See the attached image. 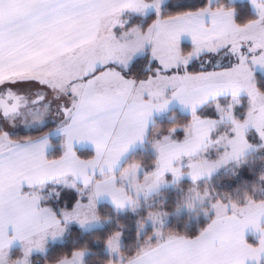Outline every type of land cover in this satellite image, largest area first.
<instances>
[{
  "label": "snow or ice",
  "instance_id": "snow-or-ice-1",
  "mask_svg": "<svg viewBox=\"0 0 264 264\" xmlns=\"http://www.w3.org/2000/svg\"><path fill=\"white\" fill-rule=\"evenodd\" d=\"M250 2L256 17L238 24L233 9L210 8L207 4L162 17V0H0V87L32 81L67 99L60 107L63 120L58 131L63 140L61 155L56 159L45 155L47 140L20 144L0 129V248L13 239L31 242L33 235L62 231L61 218L81 224L98 219L95 200L101 196L109 197L118 208L130 202L116 185L113 170L131 145L143 142L153 112L165 110L172 101L188 109L191 119L183 128L181 142L170 138L176 131L173 126L169 136L154 143L155 169L144 176L148 188H155L166 172L179 179L181 169L173 163L182 158L189 160L188 175L194 182L237 159L248 147V125L264 139V91L256 87L250 70V65L264 69V0ZM148 9L153 10L155 18L145 29L117 33L121 15L143 14ZM181 35L191 39L197 55L228 48L237 62L221 72L189 73L192 56L183 55L179 48ZM146 46L157 67L154 75L137 81L127 75L128 66ZM27 57L34 59L22 64ZM241 93L250 100L243 122L233 115L232 105L227 111L216 105L219 121H230L235 134L226 140V151L215 161L193 160L213 142L210 133L217 125V120L201 118L198 108L210 98L230 94L236 100ZM20 102L21 97L9 90L0 97V115L7 118L15 114ZM81 142L93 146L88 159L80 158L73 149L74 143ZM68 176L78 178L90 193L86 203L77 199L59 216L50 206L41 204V192L23 191L25 187L42 191L48 183ZM211 207L216 209L215 214L196 237H168L145 255L153 257L154 264H168L159 258V250L167 244L200 247L218 240L233 252L219 255L210 264H258L264 255V227L259 225L264 203L249 202L243 207L233 203L231 213L228 204L220 200ZM153 219L158 221L159 217ZM248 229L259 232L255 246L244 239Z\"/></svg>",
  "mask_w": 264,
  "mask_h": 264
},
{
  "label": "trees",
  "instance_id": "trees-1",
  "mask_svg": "<svg viewBox=\"0 0 264 264\" xmlns=\"http://www.w3.org/2000/svg\"><path fill=\"white\" fill-rule=\"evenodd\" d=\"M206 4L210 8L223 6L224 9H233L234 20L238 24H244L256 17L248 2H231L229 0H215V2H210V0H168L161 7L160 13L162 17H167L195 10ZM154 18V14H149L141 21L139 16L125 14L123 19L127 25L123 28L128 29L141 24L140 29L143 30ZM116 31H120V27ZM179 48L185 56L191 54L193 57L195 53L193 46L186 42L181 43ZM228 52V48L215 54L204 52L196 60L192 59L187 71L196 74L231 67L235 63L231 54L224 61L222 60L224 57L222 53L225 55ZM214 60L220 62L219 66H211ZM156 67V62L150 60L149 54H145L132 61L128 67L127 75L137 81L144 80L155 74ZM253 80L256 87L264 91V75L254 73ZM217 104L222 107L232 105L233 115L241 122L245 120L250 108L249 99L244 95L237 101L223 97L204 105L198 110V115L201 118L218 119ZM190 119V114L181 113L176 109L156 118L148 128L144 148L132 152L126 158L123 166L132 163L139 164L144 171L140 178L153 172L156 161L152 151L153 141L168 136L169 129L173 126L176 127L175 133L172 134L173 139L175 141L182 140L184 137L183 128ZM55 128V124H50L34 131H14L10 137L14 142H24L41 137ZM228 128V126L220 125L217 130L219 132ZM247 139L253 144H258V138L252 131L248 132ZM61 144L60 139L51 140L52 149L47 154L49 159H56L61 155ZM76 154L82 159H88L93 155V152L76 150ZM195 187L198 189L206 187L211 191L212 197L205 206H196L187 201ZM75 188L48 184L43 187L42 191L39 190L43 197L41 204L50 206L59 216L62 209L71 208L77 199L86 203L87 197L80 195L82 187L76 185ZM217 200L228 204L229 207L233 203L238 207L244 206L248 200L255 203L264 202V146L258 147L254 152L229 164L209 178L196 182L184 179L174 186L162 189L155 195L140 200L133 211L128 210L120 213L121 211H117L109 203L97 204L96 216L104 224L102 227L84 231L74 224H66L62 239L48 243L43 253L33 254L29 259V264H59L62 261L70 260L74 254L80 252L84 253L82 264H124L139 256L144 249L154 247L168 237L184 239L196 237L215 214L216 210L211 205ZM157 216L159 217L158 221H154L153 217ZM116 234H120L121 246L118 257H112L107 252V244ZM249 241L254 244L253 240L249 239ZM21 257L22 251L18 248L9 252L10 261H17ZM259 264H264V257Z\"/></svg>",
  "mask_w": 264,
  "mask_h": 264
},
{
  "label": "crops",
  "instance_id": "crops-1",
  "mask_svg": "<svg viewBox=\"0 0 264 264\" xmlns=\"http://www.w3.org/2000/svg\"><path fill=\"white\" fill-rule=\"evenodd\" d=\"M230 1H240V0H230ZM248 1L250 2V0H248ZM253 9H254V7H253ZM205 23H207V17H205ZM120 24H121V22H118L119 26H120ZM119 26L117 28H119ZM133 28H136V27H132V28H129V29H122L121 31H118L117 33L118 34L119 33H128ZM181 42H186V43H189V44L192 45L191 39L188 36H186V35H181L180 36L179 43H181ZM224 49H226V48H221L219 51H222ZM219 51H217V52H219ZM241 51H245V49L241 48ZM145 54H149V56H150V52H149V49H148L147 46L145 47V50L143 52L136 53L133 56L132 61L134 59H136L137 57H140V56L145 55ZM33 59H34V57H27L23 61H21V63L27 65V64H30ZM132 61H131V63H132ZM228 68H230V67H228ZM228 68H224V69H220V70H211V71L209 70V71L201 72V73L221 72V71H223L225 69H228ZM122 69L123 68L121 66V70ZM196 74H198V73H196ZM9 90L12 93H14L16 96L21 97L20 107H19L18 111L15 114H12V115L7 117V119L9 118L12 121L15 120V119L16 120H18V119L25 120L26 117H24V114L22 113L23 110H27V108L30 107V109H34L35 112H36V111H38L37 108L45 106L44 103H46L47 100H50L51 104L53 106L54 102L52 100H54V98H56V97H54V94H56L58 96L62 95V94H60L58 92L52 91L51 89L41 88L38 84H35L32 81H23V82L5 84L4 86L0 87V97L5 96ZM45 90L50 91V96L47 97L44 100L43 97H44ZM242 95H243V93H241L238 98H240ZM223 97H227V98L232 99L230 94H223V95L217 96L215 99H211L210 98L206 103L201 105L198 108V110L201 109L207 103H209L211 101H214V100H216L218 98H223ZM47 109L49 110V108H47ZM172 109H176V110H178L181 113L190 114L188 109L182 107L176 101H172L171 103L168 104V106H167V108L165 110H163L161 112H158V113L157 112H153V114H152V116H151V118H150V120L148 122L147 132H148V128L150 127V125L153 124V122H154V120L156 118L162 117L163 115H165L168 111H170ZM59 110H60V108H58V112L56 113L55 110L53 108H51V110H50L51 115L50 116L51 117L58 116L59 115ZM42 113L44 114V112H42ZM46 113H47V115H49L48 112H46ZM34 115H37V113H35ZM1 117H2V115H1ZM2 118H3V121H6L5 117H2ZM58 118H60V119H57L56 121L54 120L53 122L50 123V124H55L56 125L55 129L51 130L49 133H47V134H45V135H43L41 137L33 139V140H47L48 141V145H47V147L45 149L46 157H47V154L49 153V151L52 149L51 140L52 139H60L61 143H62V140H63V137L60 135V133L58 131V128L60 126H62V124H61V122H62L61 120L63 119L62 114ZM211 120H213V119H211ZM219 123L231 125L230 126V130L228 128L225 131H222L225 134L219 135L216 138V135L220 134L218 132V130H217L218 128H216L217 127V125H216L214 131H212L210 133L213 142L206 149L202 148V150L197 153V157H193L192 158L193 160H195L197 158H200V159H207L209 161H215L226 151V148H225L226 140L233 138L234 135H235L234 131H233V125L228 120H224L222 122L221 121H217V124H219ZM5 124H8V123H5ZM41 128H43V127H37L36 126V127H31L30 129H31V131H34V130H39ZM250 131H252V132L257 134V136L259 138L258 139V144H253L247 139L246 135ZM146 137H147V134L144 137L142 143L137 142V143L131 145L128 148V150L122 155V157L120 158V160L118 162V165L113 170V175L116 177V180H115L116 185L118 187H121L123 189L124 193L128 197H129V195L127 193L128 192L132 193V191L134 189L138 193L151 194L154 191H157V190H159V189H161L163 187H169L170 185L177 184L178 182H180L181 180H184V179L185 180H189L191 182H194L190 178V176L188 175L190 169L187 167V165L189 163V160L187 158H182L178 163L177 162L173 163L174 167L179 166L180 169H181V173L182 174H181L179 179H175L172 176L171 173L166 172L164 174V176L162 177L161 182L155 188H148L147 184H146V182L144 180V177L140 178V176L144 174L143 168L140 165H139L140 167H136L135 170L132 169V166L136 165L137 163H132V164H129V165L127 164V165L123 166V163L125 162L126 158L132 152L144 148ZM170 138L172 140H174L172 135L170 136ZM162 139H160V140H162ZM183 139H184V137H183ZM160 140H156L152 144V151H153L155 157H157V152L154 149V143L157 142V141H160ZM182 140L177 141V142H181ZM245 140H246V142L248 144V147L241 153V155L237 159L229 160L226 164H223L219 168L213 170L211 172V174H203V175L199 176L196 179V181L200 180V179H205V178L211 177L212 175H214L218 171L226 168L229 164H231V163H233L235 161H238V160L244 158L245 156L249 155L250 153L254 152L255 150L258 149V147L264 146V139H261L259 137L257 131L251 125H248V127L245 129ZM217 141H219V142L217 143ZM25 142L26 141L17 142V143L24 144ZM73 149H74L75 152H76V150H90L92 152L94 151L93 150V146L91 144L87 143V142L74 143L73 144ZM227 150H230V149H227ZM129 169H132L133 172L127 171ZM99 178H100L99 177V173H97L96 179H99ZM48 184H59V185H63L65 187L71 188V189H76L75 188L76 185H80L82 187L81 191H80V195H82L84 197H88V195L90 193V188H85L78 178L74 179L71 176H68L65 180L53 181V182L48 183ZM137 187H138V189H137ZM33 190L39 191L40 189L39 188L31 189V188H28V187H25L23 189L24 192H31ZM83 194H85V195H83ZM109 202H110V204L112 202V200L109 197L101 196V197H99V198H97L95 200V206H97V204H99V203H109ZM132 203L133 202H132V200L130 198V202L126 201L124 206L122 207V209L129 210L130 206L133 205ZM248 203L249 202H246V204L244 206H246ZM240 207H243V206H240ZM16 210L17 211H23V209H20V208H18ZM228 210L230 211L229 213H231V211H232L231 207H228ZM63 223H64V221L61 218V223H60L59 227H60V229H62L63 232L62 231L60 232L59 230H49L47 233L43 234L42 236L41 235H33L31 237V242H29L27 240L13 239V240H11V242L9 244H7L6 247L0 248V253L3 252L1 254L6 255L8 251L10 252L11 250L18 248V249H20L22 251V256L24 254L29 256V258H28V260H29L30 257L33 254H38L43 249H46V246H44V243L47 241L46 239L50 235H53V234L57 233L58 236H59V233L61 234V233L65 232V226H63L65 224H63ZM259 225H260V227H264V215H261L259 217ZM12 235H13V232H12L11 228H9L8 229V236L11 237ZM244 239H245V241L248 244H251V245L255 246L257 241H258V239H259V232H253L251 229H248L244 233ZM249 239L253 240L254 244L250 243ZM36 241H39V244H37ZM53 242H55V241H53ZM48 243H52V242H47L45 245H47ZM224 244L225 245L227 244V240L226 239L224 241ZM158 245H156L154 247H148V248L144 249L143 252L139 256L134 257L133 259H131L130 261H128V262H126L124 264H154L153 257L147 256V255H145V253L148 252L150 249H157ZM43 251H45V250H43ZM232 252H233V250L230 247H226V246L222 247L221 242L218 241V240L217 241H212L209 244H206V245H203V246H200V247H189V246H183V245H179V244H175L174 243V244H167V245H165L164 249L159 250V258H161L164 261L168 262V264H210V262L215 260L216 258H218L219 255H229V254H232ZM76 254H78V253H76ZM76 254H74L72 256V258L74 256H76ZM7 256H8V254H7ZM83 257H84V255H78V257H76V259H77L76 262H78V264H82ZM114 257H116V256H114ZM263 257H264V255L260 256L258 264H259L260 260ZM70 260L62 261L59 264H69L67 262H69ZM110 264H114V263H110ZM251 264H256V262L252 261Z\"/></svg>",
  "mask_w": 264,
  "mask_h": 264
},
{
  "label": "rangeland",
  "instance_id": "rangeland-1",
  "mask_svg": "<svg viewBox=\"0 0 264 264\" xmlns=\"http://www.w3.org/2000/svg\"><path fill=\"white\" fill-rule=\"evenodd\" d=\"M168 0H162V3H161V6H160V9H161V7L167 2ZM230 1V0H229ZM210 2H215V0H210ZM231 2H237V1H231ZM238 2H248V4L250 5V7H251V9H252V11L256 14V12H255V10L253 9V6H252V4L248 1V0H240V1H238ZM125 14H132L133 16H139L140 17V19H141V21H143L146 17H147V15H149V14H154V12H153V10L152 9H148V10H146L143 14H139V13H132V12H125L123 15H121L120 17H119V20H118V22H121V24H120V31L122 30V29H124L123 27H126L125 25H127V24H125L126 22H124V19H123V16L125 15ZM121 19V20H120ZM129 21V20H128ZM140 26H141V24H139L138 26H131L130 28H132V27H136V28H139L140 29ZM129 29V28H128ZM181 43H185V42H181ZM181 43H179V45L181 44ZM246 51V50H245ZM225 52H227V51H225ZM242 52H244V51H242ZM204 53V52H203ZM229 54H231L232 55V53L231 52H228L227 54H223L222 53V55L224 56L223 58H222V60L224 61L225 60V58H227L228 56H229ZM202 54H199V55H197L196 53H194L193 54V57H192V59H194V60H196L199 56H201ZM222 55H220V56H222ZM232 57H234V60H235V63L237 62V60H236V57L235 56H233L232 55ZM192 59H191V61H192ZM189 64H191V62L189 63ZM219 64H220V62L219 61H216V60H214L213 61V63H212V65L211 66H213V67H216V66H219ZM250 70L252 71V74L254 75V73H261L262 75H264V69H262L261 67H259L258 65H256V66H252V65H250ZM58 94V93H57ZM243 95L244 96H246L248 99H249V97L245 94V93H243ZM242 95V96H243ZM50 96V91H48V90H45V93H44V100L47 98V97H49ZM54 97H56V98H54V100H52L53 102H54V105L52 106V104H51V101L50 100H47L46 101V103H44V105L45 106H43V107H39V108H37L38 109V111H36L35 112V110L34 109H30V107H28L27 108V110H23V114H24V117H26V119L25 120H22V119H18V120H11V119H7L6 118V121H3V116L1 117V115H0V129H2V130H4V131H6L8 134H9V136H10V134L12 133V132H14V131H22V132H27V131H31V127H45L46 125H50V123L51 122H53L54 120L56 121L57 119H60V118H58L60 115H61V111L59 110V115L58 116H54V117H51L50 115H51V113H50V110H51V108H53L54 110H55V112L57 113L58 112V108H60L61 107V105H63V104H66L67 103V99L63 96V95H61V96H58V95H56V94H54ZM239 99V98H238ZM233 100V99H232ZM234 101H237V99L236 100H234ZM249 102H250V100H249ZM30 103V102H29ZM33 103V102H32ZM31 104V103H30ZM47 108H49V110L47 109ZM225 108V111H227V106H225L224 107ZM42 112H44V114L42 113ZM46 112H48L49 113V115H47V113ZM35 113H37V115H34ZM63 120V119H62ZM61 120V121H62ZM215 120H217V121H219V118L218 119H215ZM60 122V121H59ZM5 123H8V124H5ZM26 125H25V124ZM220 125H225V126H228L229 127V130H230V126L231 125H229V124H223V123H219V124H217V127L216 128H218V126H220ZM26 130V131H25ZM222 131H225L224 129L223 130H221V131H219V133L220 134H218V135H216V138L219 136V135H223V134H225L224 132H222ZM222 132V133H221ZM248 134V133H247ZM256 134V133H255ZM247 136V135H246ZM256 137L258 138V136H257V134H256ZM215 138V139H216ZM259 139V138H258ZM154 142V141H153ZM136 167H140L139 166V164H136ZM127 171H130V172H133V170L132 169H129V170H127ZM182 181V180H181ZM198 181V180H197ZM196 182V181H195ZM174 185H176V184H173V185H170L169 187H171V186H174ZM165 188H168V187H163V188H161V189H159V190H157V191H154L153 193H151V194H142V193H138L135 189L132 191V193L131 192H128L127 194L129 195V197L131 198V200H132V204L133 205H129L130 206V209L129 210H135L136 209V207H137V203H139V201L140 200H142V199H145V198H148V197H150V196H152V195H155L156 193H158V192H160L162 189H165ZM137 189H138V187H137ZM212 197V193H211V191L210 190H208V188H203V189H198L197 187H195L194 188V191H193V193L191 194V195H189V197L187 198V201L189 202V204H192L193 203V205H196V206H205L206 204H208L209 202H210V198ZM246 202H253V201H251V200H248V201H246ZM253 203H255V202H253ZM109 204H110V202H109ZM112 204V205H111ZM111 206L114 208V209H116V210H118V211H121L120 213H124V212H126V211H128V210H124V209H122V208H118V207H116L115 205H114V203L113 202H111ZM246 204V203H245ZM257 204H259V203H257ZM135 208V209H134ZM216 210V209H215ZM94 214H95V216H96V206H95V208H94ZM97 217V216H96ZM63 224H74V225H76V226H78L79 228H81L82 230H84V231H88V230H90V229H93V228H100V227H102L104 224L99 220V219H88L86 222H84V223H80V222H77V221H75V220H73V221H69V222H65L64 221V223ZM65 225H63V226H65ZM61 232V231H60ZM63 232V231H62ZM53 234V233H52ZM63 234L64 233H59V236H58V234L57 233H55V234H53V235H50L46 240V242L44 243V246H46L45 244L47 243V242H53V241H60L61 239H62V236H63ZM53 237V238H52ZM120 246H121V238H120V234H116L111 240H110V242L107 244V252L112 256V257H114V256H116V257H118V255H119V249H120ZM42 247V246H41ZM43 250H45V249H43ZM40 251V253H43L44 251ZM9 252V251H8ZM7 252V254H8V256H7V254L6 255H4V254H1V253H3V252H1L0 253V264H29V260H28V258H29V256H27L26 254H24L23 256H22V258H20L19 260H17V261H10V259H9V253ZM78 255H84V253H82V252H80V253H78V254H76V256H74L69 262H67V263H69V264H78V262H76V257H78ZM66 263V262H65Z\"/></svg>",
  "mask_w": 264,
  "mask_h": 264
}]
</instances>
